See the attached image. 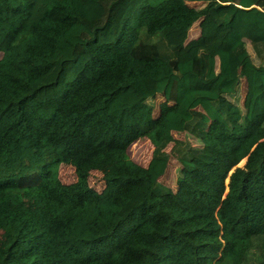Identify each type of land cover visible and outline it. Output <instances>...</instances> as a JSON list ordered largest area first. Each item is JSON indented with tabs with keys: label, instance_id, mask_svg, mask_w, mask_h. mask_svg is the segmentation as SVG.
<instances>
[{
	"label": "trees",
	"instance_id": "trees-1",
	"mask_svg": "<svg viewBox=\"0 0 264 264\" xmlns=\"http://www.w3.org/2000/svg\"><path fill=\"white\" fill-rule=\"evenodd\" d=\"M84 12L0 0V264H264V0Z\"/></svg>",
	"mask_w": 264,
	"mask_h": 264
},
{
	"label": "rangeland",
	"instance_id": "rangeland-1",
	"mask_svg": "<svg viewBox=\"0 0 264 264\" xmlns=\"http://www.w3.org/2000/svg\"><path fill=\"white\" fill-rule=\"evenodd\" d=\"M112 1L113 0H71L73 6L76 9H78L80 12L85 13L84 10H88L90 13L93 14L92 18L90 19L86 18L88 24L91 27L99 26L103 23L106 10ZM207 21H208L207 22L208 25L209 22L211 26L213 25L212 20L210 18H208ZM202 24H203V20H200L196 24H194V26L190 29V32L188 34V39L197 38L202 34V30H203ZM210 29L211 28H209L208 31ZM208 31H206V33ZM156 101L158 105H156V108L154 109L153 112L154 116L157 115L158 106L159 103H161L160 98H158ZM151 152H152V145L150 144V142L147 139H140L138 142H136L130 147L129 156L139 165L146 166L150 160ZM243 164L241 166H243ZM177 166L178 164L174 160H171L166 175L160 178L162 182L171 185L173 189H175L174 181L176 177ZM58 176L59 179L66 184L72 183L76 179L73 169L71 167H67L64 165L58 167ZM89 181L91 187L95 188V190L101 191V189L103 188V184L100 180V175L97 172L91 173ZM228 181L229 179L226 180L227 185H228Z\"/></svg>",
	"mask_w": 264,
	"mask_h": 264
},
{
	"label": "water",
	"instance_id": "water-1",
	"mask_svg": "<svg viewBox=\"0 0 264 264\" xmlns=\"http://www.w3.org/2000/svg\"><path fill=\"white\" fill-rule=\"evenodd\" d=\"M240 163H241V162H240ZM240 163H239V164L236 166V168H235V169H237V168H243V167L245 166V164H246V159H245V162H244L243 166H241V164H240ZM235 169L231 171L230 175H231L232 173H234V172H235ZM229 181H230V180H229ZM229 181H228V183H229Z\"/></svg>",
	"mask_w": 264,
	"mask_h": 264
}]
</instances>
